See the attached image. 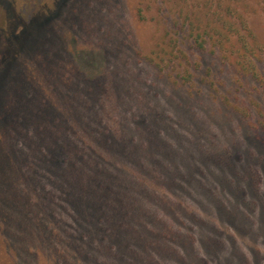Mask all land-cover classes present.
Masks as SVG:
<instances>
[{
    "label": "rangeland",
    "instance_id": "374dc122",
    "mask_svg": "<svg viewBox=\"0 0 264 264\" xmlns=\"http://www.w3.org/2000/svg\"><path fill=\"white\" fill-rule=\"evenodd\" d=\"M236 32L254 37V69L237 65ZM13 98L42 102L20 115L33 126L20 138L70 150L66 175L119 161L113 184L146 218L134 213L135 240L118 241L125 262L98 253L106 264H264V0H0V157ZM7 163L0 264H94L70 240L83 227L57 185Z\"/></svg>",
    "mask_w": 264,
    "mask_h": 264
},
{
    "label": "trees",
    "instance_id": "16d2710c",
    "mask_svg": "<svg viewBox=\"0 0 264 264\" xmlns=\"http://www.w3.org/2000/svg\"><path fill=\"white\" fill-rule=\"evenodd\" d=\"M221 20V18L219 17ZM225 21V20H224ZM33 25V24H31ZM226 25V22H224ZM229 23L227 24V26ZM246 30H248L247 26L243 23ZM230 29H234V26L229 25ZM30 26L26 28L23 27V30L27 32L29 31ZM235 30V29H234ZM25 32V33H26ZM237 43L232 44L234 50L238 51V55L235 57L237 65L241 70H245V68L251 70L254 69V63L250 59V55H256V50L252 45V40L254 37L249 32L248 35H243L240 32H236ZM217 37H213L215 39L216 45L223 44V40H227L226 36L217 33ZM12 38V36H11ZM222 39V40H221ZM241 44V46L239 45ZM201 45V44H199ZM172 54V51L168 53ZM5 56V55H4ZM3 56V58H4ZM241 58V59H240ZM170 57L168 59L162 58L161 62L164 63L165 68L168 67L170 62ZM175 70L176 67L173 66ZM173 69L168 68L169 75H172ZM254 74L256 76L255 70ZM7 104L2 108L7 114L4 115L5 118H10L12 121V125H14V131H6L3 136L6 140L4 157H0V183L7 182V179L11 177L12 166L11 164H6L7 158L12 159L15 158L19 163L23 164L24 168L31 174L34 183H36V188L42 189L46 185L49 188V192L52 191L50 188L53 184L57 185V189L61 196V198H66L64 202L67 205V209L71 206L73 211L76 214L77 219L80 221L83 229L79 230L77 233H72L70 240L72 242H77L80 239L85 240L86 244L84 245V250L80 251L82 257H86L87 260H94V264H106L105 260L99 259L97 255L98 253L108 254V250L111 251V255L116 258V262L123 263L126 260V255L123 254L125 250L119 246L121 242L118 241L121 237H124L126 240H135L137 234L136 230L133 229V226H130L135 219L134 213L139 214V217H145L146 213L139 209V213L134 211V209L130 207V203L133 201V196L126 191V188L122 186L121 179L116 183L117 176L116 170L111 167H116L119 161H115V163L111 164L108 161H104L103 164L100 162H86L84 164L83 173H79V166L74 164V171L69 172L67 170L68 175H66V167L69 165L70 161L69 154L65 150V148L59 145L55 141L51 140L50 134L47 128H42L41 125L39 128L41 133V140L43 141H52L53 143L50 145L38 144V141L35 142L34 138H32V142L24 145L22 144L20 137L29 138L32 134V125H24L23 117L29 116V119L33 116V110H37L40 107V100H28V103L22 102V104L14 103V98L10 100H6ZM5 101L1 100L0 104L3 105ZM8 105H12L15 108V111L12 112ZM45 105V104H44ZM43 105V107H45ZM23 109L22 111L16 110ZM46 108H44V116L42 118V122L46 123L49 121V113L46 112ZM40 112V111H36ZM13 113V114H8ZM48 114V115H47ZM20 115H23L20 118ZM3 118V116H2ZM48 120V121H47ZM36 123H33V125ZM24 125V126H23ZM124 138L120 137L118 141H122ZM56 143V144H55ZM63 144V142H61ZM50 148L55 150L52 152ZM108 164L111 167H108ZM66 166V167H65ZM108 167V168H107ZM120 167V165H119ZM49 170L53 173L54 177H51V181L46 184L44 181V173L46 170ZM113 170V172L110 171ZM123 169V166H122ZM55 171V173H54ZM100 172V173H99ZM99 176H103V179ZM62 178L63 183L57 182L58 178ZM108 181V182H106ZM29 187H26L27 190ZM53 192V191H52ZM16 198H18L17 193L13 191ZM0 195L4 198L7 197L11 200L12 194L3 192ZM51 196V194H50ZM15 198V199H16ZM0 206L3 208L5 204L0 202ZM8 222H4V226L7 225ZM24 227V225H21ZM21 227V229H23ZM132 228V229H131ZM130 229V230H129ZM45 237H49V232L44 233ZM125 245L130 247L133 243L124 242ZM117 247L116 252H113L114 247ZM131 249V248H130ZM128 251H130L128 249ZM122 257V258H121ZM126 257V258H125ZM7 263V260L3 262Z\"/></svg>",
    "mask_w": 264,
    "mask_h": 264
}]
</instances>
